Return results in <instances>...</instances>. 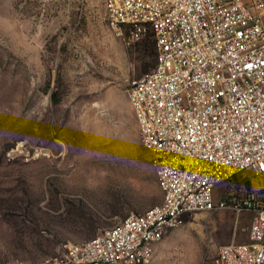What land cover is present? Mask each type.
<instances>
[{
	"label": "rangeland",
	"instance_id": "rangeland-1",
	"mask_svg": "<svg viewBox=\"0 0 264 264\" xmlns=\"http://www.w3.org/2000/svg\"><path fill=\"white\" fill-rule=\"evenodd\" d=\"M155 61L109 28L102 0H0V262H41L163 202L128 92ZM262 182L240 174L216 197ZM253 217L196 212L149 264H220Z\"/></svg>",
	"mask_w": 264,
	"mask_h": 264
},
{
	"label": "built area",
	"instance_id": "built-area-1",
	"mask_svg": "<svg viewBox=\"0 0 264 264\" xmlns=\"http://www.w3.org/2000/svg\"><path fill=\"white\" fill-rule=\"evenodd\" d=\"M102 1L129 44L154 39L155 65L128 92L164 199L34 264H149L188 216L218 209L254 212L249 241L221 245L220 264H264V0ZM240 174L263 182L217 198Z\"/></svg>",
	"mask_w": 264,
	"mask_h": 264
},
{
	"label": "trees",
	"instance_id": "trees-1",
	"mask_svg": "<svg viewBox=\"0 0 264 264\" xmlns=\"http://www.w3.org/2000/svg\"><path fill=\"white\" fill-rule=\"evenodd\" d=\"M144 41H146L147 43H149V44H151L152 45V47L154 48V51H155V44H154V39H153V37L151 36V35H149L148 37H146L143 41H141V42H144ZM155 54H156V51H155ZM52 98H53V101L54 102H59L60 101V96H59V93H58V91H53L52 92ZM237 177V176H236ZM236 177H234L232 180H234ZM231 180V181H232ZM248 195V194H247ZM264 198V197H263ZM190 216H188L187 218H189Z\"/></svg>",
	"mask_w": 264,
	"mask_h": 264
}]
</instances>
